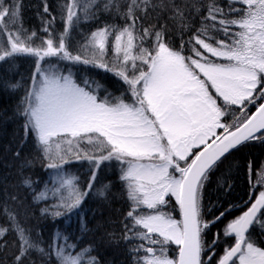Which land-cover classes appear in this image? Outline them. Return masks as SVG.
Masks as SVG:
<instances>
[{
  "label": "snow or ice",
  "instance_id": "6c2138e0",
  "mask_svg": "<svg viewBox=\"0 0 264 264\" xmlns=\"http://www.w3.org/2000/svg\"><path fill=\"white\" fill-rule=\"evenodd\" d=\"M33 8L0 0V264H264V0Z\"/></svg>",
  "mask_w": 264,
  "mask_h": 264
},
{
  "label": "trees",
  "instance_id": "16d2710c",
  "mask_svg": "<svg viewBox=\"0 0 264 264\" xmlns=\"http://www.w3.org/2000/svg\"><path fill=\"white\" fill-rule=\"evenodd\" d=\"M38 0H23L24 9H23V17L25 20V24L27 27H31L36 25L38 22L35 19V12L33 5H35ZM11 128H9V131ZM253 157H254V168H253V176L252 181L255 183L257 180V173L259 172L260 166L264 164V154H262L259 148L253 149ZM243 181L246 182V177L243 178ZM243 186V183H242ZM107 256L114 259L119 260L120 257L118 255H114L111 251L107 253Z\"/></svg>",
  "mask_w": 264,
  "mask_h": 264
}]
</instances>
